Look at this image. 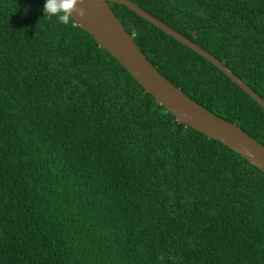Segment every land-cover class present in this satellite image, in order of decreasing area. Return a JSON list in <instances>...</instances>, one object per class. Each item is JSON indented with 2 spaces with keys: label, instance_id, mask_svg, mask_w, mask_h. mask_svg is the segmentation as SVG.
I'll list each match as a JSON object with an SVG mask.
<instances>
[{
  "label": "trees",
  "instance_id": "16d2710c",
  "mask_svg": "<svg viewBox=\"0 0 264 264\" xmlns=\"http://www.w3.org/2000/svg\"><path fill=\"white\" fill-rule=\"evenodd\" d=\"M132 1L264 98V0ZM43 4L0 0V264L28 183L59 247L34 221L18 250L43 264H264V172L179 123L74 20L43 16ZM110 5L172 84L264 145V108L249 94Z\"/></svg>",
  "mask_w": 264,
  "mask_h": 264
},
{
  "label": "water",
  "instance_id": "95a60500",
  "mask_svg": "<svg viewBox=\"0 0 264 264\" xmlns=\"http://www.w3.org/2000/svg\"><path fill=\"white\" fill-rule=\"evenodd\" d=\"M110 2L127 6L143 19L210 61L262 108H264V98L216 56L132 0H83L76 5L77 11L72 13L73 20L87 31L100 47L116 58L145 91L171 112L179 123H184L207 137L221 142L264 172V145L240 126L219 117L191 99L161 74L124 27ZM80 9H83V15L79 14Z\"/></svg>",
  "mask_w": 264,
  "mask_h": 264
},
{
  "label": "clouds",
  "instance_id": "9594fccd",
  "mask_svg": "<svg viewBox=\"0 0 264 264\" xmlns=\"http://www.w3.org/2000/svg\"><path fill=\"white\" fill-rule=\"evenodd\" d=\"M82 2L83 0H44L43 16L55 18V20L62 25H70L73 20L72 13L77 11L76 5ZM78 11L80 15H83V9ZM18 194L19 199L21 198L20 201L23 202L22 204L24 209L22 215L18 216L15 220L14 228L11 230V239L13 240L12 244L15 247L14 251L20 259L19 262L28 261L27 263L29 264H43L35 257L18 250V247H20L26 241L34 221L37 222L38 227L41 221L40 219L46 223V227H41V230H45L43 232L47 235L48 244L53 250H56L59 247V233L52 226L51 221H49L47 217L40 211V200L36 201L34 198H32L33 195L30 193L29 183L26 186V193L20 191ZM26 220H28V223L25 222Z\"/></svg>",
  "mask_w": 264,
  "mask_h": 264
},
{
  "label": "rangeland",
  "instance_id": "374dc122",
  "mask_svg": "<svg viewBox=\"0 0 264 264\" xmlns=\"http://www.w3.org/2000/svg\"><path fill=\"white\" fill-rule=\"evenodd\" d=\"M21 189V188H20ZM20 192V190L18 191ZM16 194L11 206L10 216L8 218V227L2 234V244L5 249V264H26L28 261L19 262L20 259L18 255L14 251V247L11 241V230L14 228L15 220L18 216L22 215L23 213V202H21V198L19 199V194ZM40 225L42 228L46 227V223L40 219ZM57 246V245H56ZM29 264V263H27Z\"/></svg>",
  "mask_w": 264,
  "mask_h": 264
}]
</instances>
